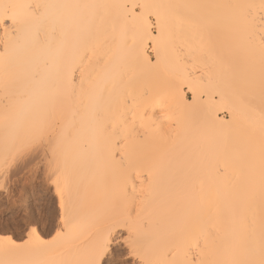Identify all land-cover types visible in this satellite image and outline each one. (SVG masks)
<instances>
[{
    "label": "snow or ice",
    "instance_id": "obj_1",
    "mask_svg": "<svg viewBox=\"0 0 264 264\" xmlns=\"http://www.w3.org/2000/svg\"><path fill=\"white\" fill-rule=\"evenodd\" d=\"M0 264H264V0H0Z\"/></svg>",
    "mask_w": 264,
    "mask_h": 264
},
{
    "label": "bare ground",
    "instance_id": "obj_2",
    "mask_svg": "<svg viewBox=\"0 0 264 264\" xmlns=\"http://www.w3.org/2000/svg\"><path fill=\"white\" fill-rule=\"evenodd\" d=\"M189 96H191V93H189ZM189 96V101H191V98ZM196 104L198 108L202 110L203 113H206L211 117H218L220 120H226L229 118L228 115V118H225L222 116L224 114H220V110L223 109L219 108L220 97L218 95L205 94L201 97L200 94L197 93ZM218 108L219 110L217 111Z\"/></svg>",
    "mask_w": 264,
    "mask_h": 264
},
{
    "label": "rangeland",
    "instance_id": "obj_3",
    "mask_svg": "<svg viewBox=\"0 0 264 264\" xmlns=\"http://www.w3.org/2000/svg\"><path fill=\"white\" fill-rule=\"evenodd\" d=\"M190 98H191V96H189ZM220 114L222 115V114H224V115H222L223 117H225V118H228L227 117V114L224 112V110H220Z\"/></svg>",
    "mask_w": 264,
    "mask_h": 264
}]
</instances>
